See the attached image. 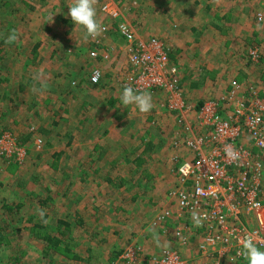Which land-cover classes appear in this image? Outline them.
<instances>
[{"label":"rangeland","instance_id":"obj_1","mask_svg":"<svg viewBox=\"0 0 264 264\" xmlns=\"http://www.w3.org/2000/svg\"><path fill=\"white\" fill-rule=\"evenodd\" d=\"M102 1L96 0L97 17L100 24H106L109 20L99 11ZM114 1L123 8L131 25L138 28L140 37L158 38L166 44L177 75L179 70L184 72L182 65H185L186 82L196 77L191 73L192 70L197 71L196 65L188 64L192 66L190 70L186 68V60H194L195 57L196 50L192 47L197 34L196 29H190L197 24L189 23L186 18L195 16L197 12L200 14L203 6H194V0ZM241 1L244 2L240 4L235 0L234 6L247 19L252 30L241 38V54L239 52L236 57L250 66L260 62L256 73L255 69L249 70L251 79L245 89L261 94L264 86L255 82L256 79L264 82V54L262 57L260 54V61L254 63L247 51L257 47L261 52L259 46L264 43V33L258 39L253 37V33H256L257 25H264V20L261 23L256 20L257 13L264 16V4L262 0ZM71 2L0 0V78L3 79L0 85V138L3 133H8L15 141L22 139L30 126H49L53 119L58 122L54 130L63 135L52 138L55 144L50 147L43 144L38 151L32 144L33 139L20 145L25 150L21 161L16 160L15 154L8 157L0 154V227L8 240L7 245L0 243V264H122L118 259L120 253L132 245L140 247L143 255L155 254L166 248L178 251L188 261L200 263L203 259V264H211L209 259L197 255L200 243L197 236L187 245H181L169 231L172 224L164 225V229H168L165 233L161 232L163 226L151 225L160 209L174 208L169 193L175 188V170L181 159L190 156L180 139L182 127L179 130L177 117L172 123L173 128L177 127L176 133L169 132L167 136L160 137L158 125L161 123L154 118L156 113H168L164 108L165 100L160 95L151 94L154 108L147 113H140L132 105L126 108L120 104L119 97L125 84L123 75L127 68L123 41L115 36L114 30L110 31L102 43V49L112 55L110 60L105 63L91 60L88 57L92 46L90 37L84 40L82 28L74 25L68 15L67 7ZM207 12L206 18L221 29L215 28L220 36L212 40L217 44L218 53L224 54L219 55V59L225 65V19L210 10ZM236 22L232 25L240 28ZM11 35L14 36V44L3 43ZM38 42L35 55L33 46ZM216 60L215 57V63L221 67ZM95 67L104 75L99 85H91L88 81ZM219 73L225 74V71ZM218 78L221 80V77ZM218 78H214L212 85L203 87V96H218V100L230 92V84L227 89L225 83L217 87L221 83ZM18 85H23L19 91ZM244 96V90L238 89L234 97ZM170 114L176 115L175 112ZM146 125L151 128L147 132ZM111 127L116 128L117 137H103L102 132L98 136L103 128ZM71 131L77 138L72 134L75 140L69 146L66 143ZM88 132L89 135L85 134ZM155 138L160 139L156 143L163 147L162 151L157 152L156 149L142 158L144 154L140 155V147L147 143L145 140L156 141ZM174 141L178 146H174ZM4 144L1 141L0 147ZM113 144V149L103 153V156H117L119 163L114 164L119 167L102 169L99 178H95L105 183L103 193L108 198H102L96 193L98 184L93 183L95 168L86 167L79 171L78 165L88 159L97 160L99 150H95V145L111 147ZM58 150L65 153L61 159L52 157ZM114 150L117 151L115 155L112 154ZM139 158L141 164L136 162ZM156 167L164 170L155 172ZM115 176L116 181L112 178ZM156 177L162 182L160 192ZM107 178L114 180L105 182ZM122 183L124 186L118 185ZM43 199L44 204H39ZM43 215L46 218L42 222ZM58 219L76 224L78 220L83 222L72 227L67 240L72 247V255L79 260L57 248H50L43 254L44 245L30 230L34 223L41 221L45 228L40 235H57L55 227ZM154 233L164 239H159V244L155 243L148 249L143 242L153 237ZM141 236L144 239H140Z\"/></svg>","mask_w":264,"mask_h":264},{"label":"built area","instance_id":"obj_2","mask_svg":"<svg viewBox=\"0 0 264 264\" xmlns=\"http://www.w3.org/2000/svg\"><path fill=\"white\" fill-rule=\"evenodd\" d=\"M99 11L109 22L101 24L100 35L90 37L88 57L104 63L110 60L112 55L102 49V43L114 30L123 41L126 54L124 86L166 96L164 108L169 114L177 112L182 127L180 139L190 152L175 170V188L169 193L174 208L160 209L151 225L163 226L161 232L165 233L168 229L164 225L172 224L169 231L181 245L197 236L200 243L196 253L211 264H245L237 255V236L252 234L264 247V94L245 89L246 96L235 99V93L242 87L232 81L227 95L218 100L207 99L194 109L198 129L194 132L185 123L183 115L190 107L179 97L177 68L171 63L164 43L158 38L140 37L114 0H103ZM256 20L263 22V14L257 13ZM247 54L254 63L260 59L257 47L250 48ZM103 76L95 67L88 81L99 85ZM1 141L5 144L0 147V154L6 157L15 154L16 160L21 161L23 147H18L8 133L1 136L0 145ZM32 142L35 150L42 147L39 137ZM174 146H178L175 141ZM193 213L203 217L199 226L194 224ZM140 250L135 245L128 246L118 259L122 264H203V259L200 263L188 261L173 249L162 248L148 255Z\"/></svg>","mask_w":264,"mask_h":264},{"label":"crops","instance_id":"obj_3","mask_svg":"<svg viewBox=\"0 0 264 264\" xmlns=\"http://www.w3.org/2000/svg\"><path fill=\"white\" fill-rule=\"evenodd\" d=\"M239 2L241 4L244 1L238 0V3ZM193 3H194V6H197V7L203 6V9L200 11V14L197 12V14L195 16H191L188 19L186 17H184V18H186V21H188L189 23L197 24V25H195V27H191V29H190L191 31H194L196 29L195 33L197 34V37L194 39V44L192 47V48L195 47V50H196V52L194 53L195 57H194V60H189V59L186 60L187 65L188 64H195L196 65L195 68L197 69V71L192 70V72H191L193 74V76H196V77H193L190 79L189 82H186L185 78H186L187 71H185V67H183L185 65H182V70H184V72H181V70H179L178 80H179V85H180L179 97H181L182 101H184L185 104L190 107V110L185 111L184 115H183L186 119L185 123L187 125H190V128L194 132H198L197 131L198 130L197 125L195 122V117H194V112H195L194 109L198 108L199 105L203 101H205L209 98H213L212 97L213 95L203 96V93H204V92H202L203 87L210 85V84L212 85V82L215 81L214 78L217 79L218 77H221V80L218 78L219 81H221V83L217 87H219V86L222 87V86H224V85H222V83H225V89H227L229 84L232 81H237L241 85L242 89L245 90V88L249 85L248 80L251 79L249 70L255 69L254 73H256L257 72L256 69L257 68L260 69L261 64L259 62V64H256L255 66H250L249 64H246V62L243 61L241 58L238 59L236 57V54H238L239 52H240L239 54H241V51H240L241 42H242L241 38L246 37L247 34L250 33L252 29H250L249 24H247V19L243 15H241L239 10L234 6L235 0H232V2H231V0H194ZM220 3H221V5H220ZM224 8H225V11H223ZM209 10L211 11V13L215 12V15L218 14V15H220V17L225 19V65L223 64L224 61L220 62V59H219V55L224 56V54L222 52L220 54L218 53L217 44L215 41L212 40L213 37H219L220 36L219 33L217 32V30H215V28H218V30H221V29L214 24L215 23L214 21L210 20L209 18H206L208 16L207 11H209ZM176 14H177V12H176ZM235 20L237 21L236 23H238L240 25V28H236V25H232V23ZM226 25H228V27H226ZM136 30L138 32V28ZM255 30H256V33H253L254 34L253 37L258 39V37H260L261 34L264 33L261 31V30H264V25H262V26L257 25ZM112 34H115V33H112ZM113 36L114 35H112V37ZM115 36H117V35H115ZM164 45L167 49L168 47L166 46L165 43H164ZM262 45L260 43V46H259L260 51H261L260 52L261 57H262V54H264V46H262ZM215 57L217 58L216 61H219L221 63V67H219L215 63ZM188 62H190V63H188ZM187 65H186V68L191 70L192 66H189V65L187 66ZM220 71H222V72L225 71V74L219 73ZM217 73H219V74H217ZM209 75H211L213 78L212 79L209 78ZM222 80H225V81H222ZM243 83H245V85ZM255 83L259 84L262 87L264 86V82L261 79H256ZM263 93L264 92H261V94H263ZM156 94L160 95V97H162V99H164L166 101V98L163 94L162 95H161V93H156ZM195 94H196V96H194ZM217 97L215 96V98H217ZM175 113H176V115L169 114V113H167L165 115H160V114L156 113V117L154 119L158 120L159 123L162 124V125L157 124L158 128H159L158 130H159L160 135H161L160 137L167 136V134L169 132H175L176 133L177 130H175V129H177V127L173 128L174 125L172 124L173 120H175L177 117V112H175ZM110 117H111V119H113V117L111 115H110ZM45 127H46V129L51 131V134H50V136H48V139H47L48 144H49L48 146L50 147L51 144H55L52 142V138H58V137H61L63 135H61V133H59L58 131H55L54 128H52L50 125L49 126L45 125ZM145 128H147V129H145L147 132V131H149L148 128H150V126L146 125ZM115 130H116V128L112 129V127L110 129L103 128L102 131H99L98 136L100 137V132H102V134L104 135L103 137H106V136L117 137V134H116L117 132ZM179 130H180V127H179ZM62 134H65V133H62ZM69 134L72 136V134L75 135V132L71 131ZM85 134L89 135V132L85 133ZM88 135L85 138H87ZM75 137L77 138L76 135H75ZM75 137H73L72 141L75 140ZM151 140L152 141H146L145 140V142H147V143L144 145V147H140L141 150H139V151L141 153L143 152L142 154H144V157L142 156V158L147 157V155H150V153L156 149H157V152L162 151L161 148H163V147H159V143H156V142H159L160 139L155 138L156 141H154V139H151ZM67 141H68V138H67ZM72 141L70 142L69 146L71 145ZM113 147H114V144L111 147L104 146V145H95V150L96 149H97V151L99 150V153L96 155L97 160H93V158L88 159V161L81 162L80 165H78V166H80L79 171H81L82 169H84L86 167H88L89 169L95 168V170H94L95 176L93 178V183L98 184L97 185L98 189H97L96 193H98L99 196H101L102 198H108V195H104V193H103V188L105 186V183H103V181L101 179L99 181L98 179H95V178H97V177L99 178V175H100L99 173H101L102 169H111L113 167H119L117 164H114L115 162H118V160H119L117 158V156H115V158H107V156H103V153L111 151L113 149ZM115 150H117V149H115ZM115 150L112 153L113 155H115L116 154L115 152H117ZM57 153H60V154L62 153L60 155V159H61L62 155L65 154L62 150L61 151L58 150L56 153L52 154V157H55V154H57ZM93 157H94V155H93ZM154 170H155V172H160V171H163L164 168H161L159 170V167H156ZM150 173H151V171L149 170V174ZM143 179L146 181L145 177ZM106 180H105V182H106ZM150 180L147 181V184L150 183ZM155 181L157 182V185H158V192H160L162 182L158 181L157 177L155 178ZM133 198L134 197H131L132 200H133ZM152 236L153 237H151V238H149V237H148V239L146 238V241L143 242L144 244L143 243H141V244H143L144 246H146L149 249L150 246L153 247L152 245H154L155 243L157 245V244H159L160 240L164 239L162 237L160 238V236H158L155 233ZM140 239H144V238H142V236H141Z\"/></svg>","mask_w":264,"mask_h":264},{"label":"clouds","instance_id":"obj_4","mask_svg":"<svg viewBox=\"0 0 264 264\" xmlns=\"http://www.w3.org/2000/svg\"><path fill=\"white\" fill-rule=\"evenodd\" d=\"M67 8L73 24L82 28L84 40L100 35L102 26L97 17L96 0H72ZM121 27L124 26L121 25ZM119 100L122 106L127 108V106L132 105L140 113H147L153 108L150 92H140L129 85L124 86ZM192 218L195 226H199L203 219L195 213H193ZM236 240L239 245L237 255L243 259L245 264H264V247L258 244L252 234L237 236Z\"/></svg>","mask_w":264,"mask_h":264},{"label":"trees","instance_id":"obj_5","mask_svg":"<svg viewBox=\"0 0 264 264\" xmlns=\"http://www.w3.org/2000/svg\"><path fill=\"white\" fill-rule=\"evenodd\" d=\"M5 44H14V36H10L7 41L3 42ZM39 42L36 43L34 46H33V53L36 55V50L39 46ZM1 49H0V54H1ZM261 59V58H260ZM259 59V61H260ZM258 61V62H259ZM257 62V63H258ZM3 79L0 78V85L2 84V81ZM23 88V85H18V91L21 90ZM36 115H38L36 113ZM51 127L54 128V126L58 125V122H57V119H53L50 123ZM4 132V131H2ZM1 132V133H2ZM5 132H8V131H5ZM4 134V133H3ZM2 134V135H3ZM51 134V131L46 129V127L44 125H39L38 127H33V126H30L29 127V131L26 133V135L22 138V139H16V143L19 144V146L21 145H24V144H27L28 142H31L32 139H34L35 137H39L41 140H42V146L43 144H47V146L49 145L48 143H44V141L46 142L48 136H50ZM1 135V136H2ZM68 137V141L66 143V145H69L70 142L72 141L73 139V136H71L70 134L67 136ZM46 139V140H45ZM20 140V142H19ZM44 140V141H43ZM143 153V152H142ZM142 153H140V155H142ZM62 154V153H61ZM60 153H57L55 154V157L58 159L60 158ZM141 158L137 159L136 162L141 164ZM117 176V175H116ZM115 177H112V178H116ZM114 180V179H113ZM112 179H109L107 178V181L106 182H113ZM117 180V178L115 179V181ZM114 181V182H115ZM125 183V181H124ZM119 186H124L123 183L122 184H118ZM134 200V199H133ZM45 202V199H43L39 204H44ZM5 206V208H9L7 205H3V207ZM10 209V208H9ZM46 216L43 215L41 217V221L43 222L45 220ZM39 221V223H34L32 225V227L30 228L32 234H34L35 236H37L38 240L44 245V250H43V254L46 253V251H48V249L50 248H54V249H59L60 251H62L65 255H71L73 256L75 259L77 258L76 255H72V250H71V246L70 244L68 243V239H70V232H71V229L74 225H81L83 222L82 221H77L78 224L76 223H71V222H68V221H63L61 219H58L56 221V231L58 230V234L57 235H48V234H42L40 235V232L44 230L45 228V225ZM82 222V223H81ZM3 232V229L0 227V243L4 242L5 245L8 244V240L6 239L5 235L2 234ZM17 257L15 258V261H16ZM77 260H79L77 258Z\"/></svg>","mask_w":264,"mask_h":264}]
</instances>
